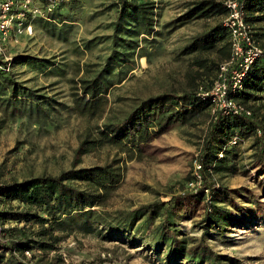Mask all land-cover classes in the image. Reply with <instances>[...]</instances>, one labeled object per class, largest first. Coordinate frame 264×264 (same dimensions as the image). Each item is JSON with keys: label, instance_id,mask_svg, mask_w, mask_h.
Segmentation results:
<instances>
[{"label": "trees", "instance_id": "obj_1", "mask_svg": "<svg viewBox=\"0 0 264 264\" xmlns=\"http://www.w3.org/2000/svg\"><path fill=\"white\" fill-rule=\"evenodd\" d=\"M242 2L246 20L256 30L260 42L264 37L259 32L264 29L260 27L264 23V0ZM115 6L118 15L113 23L112 51L106 63L92 77L72 79V109L82 116L103 117L110 88L126 77V66L140 52L139 38L154 31L155 1L116 0ZM227 11L223 0H195L165 26L223 17ZM28 20L40 22L42 18L30 16ZM92 42L87 41V49ZM182 52L194 54L197 79L214 72L217 76L220 64L231 53L229 31L223 20L194 36ZM21 63L41 71L55 66L49 59L40 60L32 55L18 54L10 61L0 56V98L16 109L27 100L31 112L36 110L50 117V109L54 108L52 98L28 87L11 71ZM230 95L245 104L251 115L224 110L212 113V97L203 95L198 84L182 93L164 91L149 95L123 118H110L99 126L96 134L88 133L76 151L82 156L111 146L121 157L89 166H78L75 162L58 174L0 182V264H27V260L34 259L37 264H66L61 255L53 258L46 255L56 251L65 237L76 231L94 233L103 240H111L114 234L128 235L131 239L136 238L134 234H140L139 241H147L167 264H246L216 250L209 239L227 233L238 224L245 225L240 219L252 220L256 213L264 217V203L252 189L231 188L217 180V176L236 173L242 167L248 172L246 167L253 165L258 168L261 180L257 179V185L264 194V57L251 64L242 87L232 89ZM201 115L206 116L208 126L197 159L201 166L200 186L168 201L142 203L108 214L105 207L123 179L122 162L142 157L146 146L173 125L188 123ZM235 137L238 141L232 143ZM246 141H250L253 152L250 163L242 165L240 146ZM239 198L245 204L238 203ZM189 202H201L204 206L198 223L202 231L199 241L183 234L178 227L179 209L189 216L190 212L184 209Z\"/></svg>", "mask_w": 264, "mask_h": 264}, {"label": "rangeland", "instance_id": "obj_2", "mask_svg": "<svg viewBox=\"0 0 264 264\" xmlns=\"http://www.w3.org/2000/svg\"><path fill=\"white\" fill-rule=\"evenodd\" d=\"M153 1L156 3L154 31L139 38L142 49L126 66V77L110 88L103 117L82 116L73 111L72 79L92 77L106 63L112 51L113 23L118 15L116 0H54L51 9L44 0L34 1L42 11L35 17H41L42 21L30 20L32 33L17 34V41L12 36L5 55H32L54 63L53 68L44 71L27 63L17 64L11 71L28 87L52 98L55 109L51 108L50 117H45L42 112H31L27 100L16 109L0 98L3 125L0 182L58 174L75 162L78 166L110 163L121 157L111 146L77 155L79 144L88 133L96 134L99 126L110 118H123L149 95L164 91L182 93L193 84H198L199 90L211 87L215 72L197 79L194 54H184L182 50L194 36L223 17L196 19L166 28V23L178 18L195 0ZM259 32L264 33V29ZM90 40L93 42L87 49L86 43ZM260 44L264 47V37ZM205 120L206 116L201 115L188 123H177L150 142L142 157L123 161V179L105 207L107 213L114 215L117 210H129L156 200L168 201L172 196L195 191L201 184L197 183L196 165L208 126ZM249 147L250 141L240 146L242 165L251 161L253 151ZM246 169L248 172L242 167L236 173L217 176V180L231 188L252 189L264 203V194L257 185V179L261 180L258 168L250 165ZM238 203L245 204L240 198ZM203 207L201 202H189L184 208L190 212L189 216L179 209L178 227L183 234L197 239L194 241H199L202 233L198 223ZM257 215L252 220L240 219L245 225L238 224L222 235L214 234L209 242L219 252L246 264H264V217ZM139 235L134 234L136 238L131 239L128 235L114 234L111 240H103L94 233L76 231L67 235L58 249L46 257L61 255L66 264H167L158 258L147 241H139ZM27 264L37 263L34 259L27 260Z\"/></svg>", "mask_w": 264, "mask_h": 264}, {"label": "built area", "instance_id": "obj_3", "mask_svg": "<svg viewBox=\"0 0 264 264\" xmlns=\"http://www.w3.org/2000/svg\"><path fill=\"white\" fill-rule=\"evenodd\" d=\"M35 0H0V56L6 61L12 57L6 56L7 44L12 36L23 31L32 33L33 26L29 18L40 16L41 8L35 5ZM49 8L54 6V0H47ZM228 8L223 16V22L229 31L230 57L220 64L216 79L210 89L200 88L203 95L212 97V113L224 110L233 113L251 115V110L245 104L230 95L232 89L241 88L242 80L251 66L258 58L264 57V47L255 36L253 26L247 22L242 0H225ZM260 133V131H259ZM235 137L232 143H236ZM221 155H223L221 153ZM197 183H201L198 169L201 167L197 161ZM27 255H31L29 251Z\"/></svg>", "mask_w": 264, "mask_h": 264}]
</instances>
